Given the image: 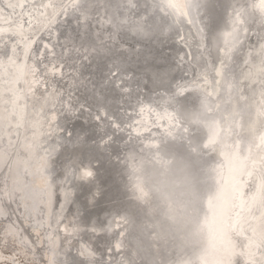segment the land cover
Listing matches in <instances>:
<instances>
[{
    "label": "bare ground",
    "instance_id": "6f19581e",
    "mask_svg": "<svg viewBox=\"0 0 264 264\" xmlns=\"http://www.w3.org/2000/svg\"><path fill=\"white\" fill-rule=\"evenodd\" d=\"M199 2L110 0L100 19L143 20L166 30L134 44L136 50L123 57L128 70L108 82L102 73L111 59L90 51L89 62L75 50L65 51L63 36L57 43V34L69 31L61 7L71 0H0V152L6 157L0 167L1 252L11 250L28 264H62L69 245L72 254L95 248L104 264H245L240 253L253 243L261 246L255 258L264 255V70L259 63L264 28L259 21L252 24L242 52L221 69L220 60L213 62L206 53L200 60L203 37L197 29L207 18ZM233 2L212 0L208 9L211 26L224 38ZM170 4L187 19L181 16L179 22ZM67 15L74 25L71 7ZM106 35L101 32L99 40ZM121 35L129 38L130 28ZM157 72L167 73L165 85L172 93L177 86L184 89L182 100L169 104L165 88H143ZM122 79L128 81L123 89L113 86ZM128 89L133 103L144 100L143 113L137 105L131 120L129 97L121 95ZM85 103L90 111L65 119L64 105ZM113 116L124 121L123 134L109 144ZM68 130L84 141L81 170L90 160L94 172L90 181L75 186H61L62 174L52 180L63 159L52 149L59 151L61 132ZM186 155L200 171L198 188L193 176L174 179L182 175L179 165L191 161ZM17 157L33 165L27 183L21 180L24 185ZM142 164V174H151L144 182ZM157 182L164 184L159 188ZM50 189L60 198L48 205ZM34 191L41 196L35 198ZM36 200L45 204L46 214L34 206ZM13 256L6 264L16 262Z\"/></svg>",
    "mask_w": 264,
    "mask_h": 264
},
{
    "label": "snow or ice",
    "instance_id": "6c2138e0",
    "mask_svg": "<svg viewBox=\"0 0 264 264\" xmlns=\"http://www.w3.org/2000/svg\"><path fill=\"white\" fill-rule=\"evenodd\" d=\"M212 0H200L197 4V8L204 9V16L207 18L201 20L200 23L204 24L203 28H198L197 31L202 35L203 39L199 41L200 47L202 49L200 54V60H204L205 53L208 57L220 60V68L223 69L226 65H229L227 61H231L235 56L242 52L244 47V40L249 33V29L252 24L257 21L260 22L261 28H264V0H234L230 7V19L231 27L229 31L225 34V37L218 35L213 27L211 26V17L208 13ZM110 6V0H71L70 5H63L61 7V12L64 13L65 21L68 22L67 26L69 31L67 33L60 32L57 34V43H60V36L64 37V43L61 47L65 50H75L79 55H81L83 60H89L88 53L94 51L97 54L103 53L111 59V65L108 66L106 73H102V77L105 81L112 82L115 81L119 76L121 71H127L124 68V55L135 51L133 47L134 44H140L146 39H151L154 36L162 34L166 29L161 30L155 23L148 24L146 21H128L127 23L123 21H118L115 18H110L108 20L100 19L102 13L101 9L104 10L103 14L106 15ZM71 7L73 10L72 20L75 21L73 25L69 21L67 15L68 8ZM177 10V20L181 21V16L187 19L186 13H181L176 5H169ZM92 13H96L95 16ZM57 16L55 19H58ZM97 20V25L92 24V20ZM188 23H193L192 20H188ZM96 27L99 30L93 32V28ZM125 28H130L131 36L125 38L121 35V31ZM48 30V29H46ZM104 32L107 35L104 41L99 40L100 33ZM264 39V37H262ZM91 42V43H90ZM107 42V45L105 44ZM47 48V45L45 46ZM55 45H53V48ZM83 49V51H81ZM216 53L215 57L213 53ZM260 68L264 70V44L260 47ZM195 59V57H193ZM80 63V61H77ZM247 64V62H245ZM116 67L117 71H112V68ZM63 72V67L60 69ZM167 73H153L151 80H145L143 82V88L146 91H151L154 88H165L166 93L169 94L168 103L179 102L184 97V89L178 87V91L175 93L171 92V87L165 85V77ZM128 83L126 80H121L119 85H113L114 87L123 89L124 85ZM139 84V81H138ZM47 90V89H46ZM128 95L129 100L126 101V106L129 111L126 113L127 119L131 120L132 116L136 112V106L139 105V111L143 113L144 111V100L141 98H135L133 103V95L131 89H128L126 93L122 92L121 95ZM139 96V93L137 94ZM63 111L66 113L65 119H71L73 115H77L80 112L90 111V107L85 103L79 105L67 104L63 106ZM107 116V112H105ZM99 119V117H97ZM114 121V123L112 122ZM111 127L113 131L112 137L108 138L106 143H111L118 135H122V128L124 121L118 117L113 116L111 118ZM135 127V124H133ZM131 131V129H129ZM141 134H137V139ZM62 143H60L59 151L56 148L52 149L53 153L58 156L62 155L63 159L61 161L60 171L52 176L53 182L56 180V175H63V180L60 182L61 186L65 182H69L70 186H75L77 181L83 182L84 180H91L94 177V172L90 169L93 168L91 161L86 168L81 170L80 166L84 164V154H83V144L84 141L80 139L78 135L70 130L67 131V135L61 132ZM119 157H117V162ZM54 164L51 167H47L46 170L52 171ZM67 196V194H66ZM127 211V210H125ZM126 216L123 217L124 222H126ZM74 245H69V251L66 253L62 264H104L102 259L97 260L95 248H83L77 253L72 254L71 249ZM255 248V251L253 249ZM261 252V246L253 243H249L246 251L241 252L245 259V264H264V255H260L259 259H256L258 253Z\"/></svg>",
    "mask_w": 264,
    "mask_h": 264
},
{
    "label": "water",
    "instance_id": "95a60500",
    "mask_svg": "<svg viewBox=\"0 0 264 264\" xmlns=\"http://www.w3.org/2000/svg\"><path fill=\"white\" fill-rule=\"evenodd\" d=\"M171 1V0H170ZM28 56H29V52L27 53V54H25V57H23V62L24 63H27V58H28ZM140 65V64H139ZM147 75H149V74H147ZM218 75V74H217ZM148 77V79L150 78V76H147ZM19 82H21V80H18ZM207 143H210L209 142V140H207ZM177 150H178V148H177ZM3 157H5V154L3 153V152H0V167H1V164H2V162H3ZM187 157H189L190 158V162H188V163H183V164H181V165H179L180 167L178 168V170L180 171V173L182 174L179 178H174L175 180H179L180 182H182V181H184V180H186V179H188L189 178V176H193V179H194V184L196 185V187L198 188L199 186H200V184H198V180H197V178L196 177H198V174L200 173V171H197V169H196V166H197V163H196V161L194 160V157H190V156H185V158H187ZM18 158V157H17ZM5 159H6V157H5ZM17 161H19V163L21 164V168H22V171L20 172V175H19V181H20V183L21 184H23L22 182H21V180H22V178H24L25 179V184L27 183L26 182V180H28V179H30L29 178V176H30V174H31V171H32V163H29L28 162V159H26V158H18V160ZM179 164V163H178ZM1 169V168H0ZM2 173H5L6 172V170H7V167H5V168H2ZM1 171V170H0ZM143 172H145V166H143V164H142V168H141V172H139V180H143L142 182H144L146 179H147V177L148 178H150L151 179V174H149V175H146V176H144V174H142ZM1 173V172H0ZM141 173V174H140ZM179 173V174H180ZM33 176H31V184H33L34 182H35V174H32ZM145 177V178H144ZM2 178V180H3V176L1 177ZM138 180V181H139ZM153 180V179H152ZM161 184H164V183H161V182H157V184L156 185H158V187L160 186L161 187ZM24 185V184H23ZM159 187V188H160ZM193 191H194V187H190ZM214 189H216V188H214ZM27 191L28 190H26V191H24V192H26L27 193ZM53 190H51L50 189V191H49V201H48V205H50V204H52V201H53V197H55V200L58 202V198H60V196H59V194H55L54 193V191L52 192ZM186 191H188V190H184V193H182V195L184 196V194H186ZM28 193H30V191H28ZM33 193V192H32ZM54 193V194H53ZM34 197L36 198V197H38V196H41V194L39 193V192H37V191H34ZM167 195H168V193H167ZM170 195V194H169ZM28 196V195H27ZM43 198H44V196H43ZM38 200H39V198H38ZM44 200H45V202H46V197L44 198ZM46 204H47V202H46ZM35 207H37V208H39L40 210L41 209H43L44 210V213L46 214V209H45V204H43L42 202H40V201H37L36 200V204L34 205ZM34 207V208H35ZM35 212H36V210H35ZM37 252H39V251H37ZM100 253H101V257H105V254H106V252L103 250V251H100ZM41 257H42V255H41Z\"/></svg>",
    "mask_w": 264,
    "mask_h": 264
},
{
    "label": "rangeland",
    "instance_id": "374dc122",
    "mask_svg": "<svg viewBox=\"0 0 264 264\" xmlns=\"http://www.w3.org/2000/svg\"><path fill=\"white\" fill-rule=\"evenodd\" d=\"M10 252H11V250L10 251L9 250H5V252L4 251L1 252L3 254V256H4L3 259L6 260V261L3 262V260L1 259L2 261L0 260V264H6L8 262L7 257L8 256H13ZM14 257L17 258V259H16V262L13 263V264H25V262H26V264H28V261H26V259H24L23 257H20L19 255H14L13 258Z\"/></svg>",
    "mask_w": 264,
    "mask_h": 264
}]
</instances>
